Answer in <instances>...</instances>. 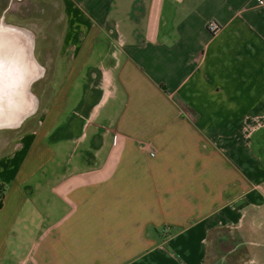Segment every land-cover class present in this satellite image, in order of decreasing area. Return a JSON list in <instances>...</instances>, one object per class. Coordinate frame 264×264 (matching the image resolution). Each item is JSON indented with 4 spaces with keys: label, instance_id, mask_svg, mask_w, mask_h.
<instances>
[{
    "label": "crops",
    "instance_id": "obj_1",
    "mask_svg": "<svg viewBox=\"0 0 264 264\" xmlns=\"http://www.w3.org/2000/svg\"><path fill=\"white\" fill-rule=\"evenodd\" d=\"M20 4L0 0V17ZM60 13L50 75L64 78L0 150V264H206L221 230L242 264H264V6L60 0Z\"/></svg>",
    "mask_w": 264,
    "mask_h": 264
},
{
    "label": "rangeland",
    "instance_id": "obj_2",
    "mask_svg": "<svg viewBox=\"0 0 264 264\" xmlns=\"http://www.w3.org/2000/svg\"><path fill=\"white\" fill-rule=\"evenodd\" d=\"M19 12L13 15L11 11L3 14L4 21L10 25L20 26L29 31L35 39V58L40 63L42 56L38 53L46 50L45 57L48 62L47 70L38 81L32 85V94L38 99V110L35 118L41 114V109L46 100H50L52 90L59 85L63 76L50 75L56 67L64 65V61L57 60L59 54L58 38L64 33L63 21L60 17V0H20ZM44 36L47 39H44ZM44 86V92L40 93V88ZM34 118V119H35ZM30 127L24 124L16 130H6L0 132V140L4 139L7 144H0V150L8 147L12 143L14 136ZM209 242L206 264H242L249 260L250 254L245 252V248L237 247L238 238L234 231L221 230L211 237ZM218 240V241H217Z\"/></svg>",
    "mask_w": 264,
    "mask_h": 264
},
{
    "label": "water",
    "instance_id": "obj_3",
    "mask_svg": "<svg viewBox=\"0 0 264 264\" xmlns=\"http://www.w3.org/2000/svg\"><path fill=\"white\" fill-rule=\"evenodd\" d=\"M34 51L29 31L0 19V125H7L0 131L20 128L38 109L32 85L43 76V67Z\"/></svg>",
    "mask_w": 264,
    "mask_h": 264
},
{
    "label": "built area",
    "instance_id": "obj_4",
    "mask_svg": "<svg viewBox=\"0 0 264 264\" xmlns=\"http://www.w3.org/2000/svg\"><path fill=\"white\" fill-rule=\"evenodd\" d=\"M260 4L264 6V0H259ZM208 32L210 34H216L219 31V26L214 21L208 23L207 25Z\"/></svg>",
    "mask_w": 264,
    "mask_h": 264
},
{
    "label": "trees",
    "instance_id": "obj_5",
    "mask_svg": "<svg viewBox=\"0 0 264 264\" xmlns=\"http://www.w3.org/2000/svg\"><path fill=\"white\" fill-rule=\"evenodd\" d=\"M4 192H5L4 186L0 185V208H1V205H2V199H3V196H4Z\"/></svg>",
    "mask_w": 264,
    "mask_h": 264
},
{
    "label": "clouds",
    "instance_id": "obj_6",
    "mask_svg": "<svg viewBox=\"0 0 264 264\" xmlns=\"http://www.w3.org/2000/svg\"><path fill=\"white\" fill-rule=\"evenodd\" d=\"M0 67H2V66H0ZM33 99L35 100V97H33ZM0 126H4V127H6L7 125H0Z\"/></svg>",
    "mask_w": 264,
    "mask_h": 264
},
{
    "label": "flooded vegetation",
    "instance_id": "obj_7",
    "mask_svg": "<svg viewBox=\"0 0 264 264\" xmlns=\"http://www.w3.org/2000/svg\"><path fill=\"white\" fill-rule=\"evenodd\" d=\"M0 19H1V17H0ZM4 20V19H3Z\"/></svg>",
    "mask_w": 264,
    "mask_h": 264
}]
</instances>
